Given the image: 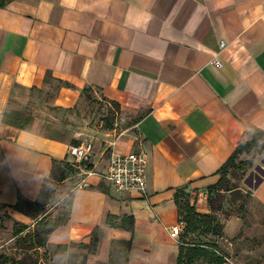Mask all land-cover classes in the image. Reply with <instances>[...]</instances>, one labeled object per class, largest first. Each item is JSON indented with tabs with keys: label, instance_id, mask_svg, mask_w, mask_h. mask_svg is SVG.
Returning <instances> with one entry per match:
<instances>
[{
	"label": "crops",
	"instance_id": "1",
	"mask_svg": "<svg viewBox=\"0 0 264 264\" xmlns=\"http://www.w3.org/2000/svg\"><path fill=\"white\" fill-rule=\"evenodd\" d=\"M91 98L134 121L83 128L49 113ZM257 129L264 0H0V210L31 226L19 197L36 201L56 160L75 170L59 185L68 221L39 248L47 264H177L180 205L210 213L220 169ZM71 146L88 149L81 163ZM133 151L149 158L146 194L100 176L112 152ZM254 166L248 215L222 219L225 264H264V151Z\"/></svg>",
	"mask_w": 264,
	"mask_h": 264
},
{
	"label": "trees",
	"instance_id": "2",
	"mask_svg": "<svg viewBox=\"0 0 264 264\" xmlns=\"http://www.w3.org/2000/svg\"><path fill=\"white\" fill-rule=\"evenodd\" d=\"M264 151V132L255 130L252 137L238 145L232 156L220 169L221 178L218 184L213 186L209 192L208 203L210 213H199L185 201L180 205L181 220L185 226L179 239V256L177 264H196L204 259L208 264L227 263L226 255L220 250L218 242L206 237L212 235L221 237L223 224L215 216V212L222 208V191L229 190L225 178L228 171L235 166V159L241 154L257 156ZM72 165L65 161H55L49 178L46 179L41 193L36 201H31L20 196L15 209L28 215L35 221L34 227L15 222L13 235L16 240L14 253L6 250L0 251V264H47L40 253L39 248L46 246L51 233L61 225L67 223L72 206L71 194L65 199L68 211L55 219L45 215L46 205L52 198L54 188L50 184L61 182L71 171ZM254 185L261 183L258 176ZM249 183V182H248Z\"/></svg>",
	"mask_w": 264,
	"mask_h": 264
},
{
	"label": "rangeland",
	"instance_id": "3",
	"mask_svg": "<svg viewBox=\"0 0 264 264\" xmlns=\"http://www.w3.org/2000/svg\"><path fill=\"white\" fill-rule=\"evenodd\" d=\"M49 113H52L59 118L62 123H67L71 116L77 117V125L82 126L83 128L87 125L91 128L96 127L101 129H112L116 128L115 126L117 123L119 124L117 128H120V126H125L126 124H130L134 121V118L132 117H123L118 105L114 102H108L104 99L97 100L91 98L85 104L76 107L73 110H51ZM235 163V166L232 167L225 176L229 190L222 191V208L221 210L215 212V216L220 223H222V219H229L234 216L242 215L246 217L248 215V201L251 199V196L248 193V189L244 186V182L248 177L249 172L255 167V156L246 153L241 154L235 159ZM72 168L73 169L71 171L67 172V176L75 173L74 167ZM59 185L60 182L50 184V186L54 188V192L51 200L46 205L45 215L52 219H55L68 211V205L65 203V199L68 198L70 192H66L61 189ZM257 210L260 214L264 215V211L260 208V206L257 207ZM34 224L35 221L30 226L31 229L34 227ZM245 225L247 226L244 230H242L239 237H241L244 232H247L248 219H246ZM13 227L14 220L11 219L4 210H0V251L6 250L8 253H14L16 240L13 237ZM246 236L247 235H245V237ZM206 238H213L218 242L220 237L208 235ZM11 239L12 241H10ZM224 243L228 244V242ZM218 245L221 252L230 258L231 256H229L225 249L220 246V244ZM243 257L244 258L242 259L246 258V256ZM259 258L260 256H255L253 262L251 263H257ZM233 261L236 264L239 263V261L235 258ZM196 264L208 263L206 260L201 259L197 261Z\"/></svg>",
	"mask_w": 264,
	"mask_h": 264
},
{
	"label": "built area",
	"instance_id": "4",
	"mask_svg": "<svg viewBox=\"0 0 264 264\" xmlns=\"http://www.w3.org/2000/svg\"><path fill=\"white\" fill-rule=\"evenodd\" d=\"M225 42H220L221 50L224 48ZM213 62L217 66H222L219 59L214 58ZM79 134V133H77ZM69 153L81 163L86 158L88 149L82 146H71ZM148 169L149 158L143 151H133L129 153L112 152L109 158L107 168L100 176L111 184V186L120 193H129L132 191L146 194L148 185ZM95 172L87 171V175ZM185 222L180 220L177 224L170 228V235L178 239Z\"/></svg>",
	"mask_w": 264,
	"mask_h": 264
}]
</instances>
